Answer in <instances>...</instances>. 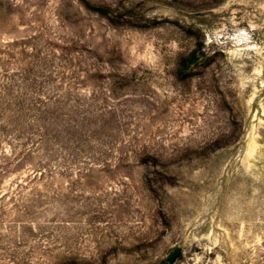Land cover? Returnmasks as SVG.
<instances>
[{
  "label": "rangeland",
  "instance_id": "1",
  "mask_svg": "<svg viewBox=\"0 0 264 264\" xmlns=\"http://www.w3.org/2000/svg\"><path fill=\"white\" fill-rule=\"evenodd\" d=\"M0 264H264V0H0Z\"/></svg>",
  "mask_w": 264,
  "mask_h": 264
},
{
  "label": "trees",
  "instance_id": "2",
  "mask_svg": "<svg viewBox=\"0 0 264 264\" xmlns=\"http://www.w3.org/2000/svg\"><path fill=\"white\" fill-rule=\"evenodd\" d=\"M196 62H197V55H196V51H194L190 56L184 58L182 64L184 65L185 68H190Z\"/></svg>",
  "mask_w": 264,
  "mask_h": 264
},
{
  "label": "water",
  "instance_id": "3",
  "mask_svg": "<svg viewBox=\"0 0 264 264\" xmlns=\"http://www.w3.org/2000/svg\"><path fill=\"white\" fill-rule=\"evenodd\" d=\"M181 253L180 249H175L174 252L169 256V259L173 261Z\"/></svg>",
  "mask_w": 264,
  "mask_h": 264
}]
</instances>
